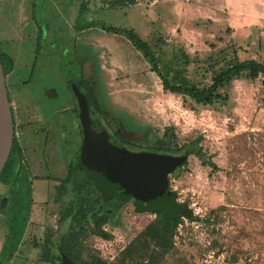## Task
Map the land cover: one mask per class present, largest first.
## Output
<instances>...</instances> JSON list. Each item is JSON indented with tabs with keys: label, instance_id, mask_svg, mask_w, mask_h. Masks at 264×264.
I'll list each match as a JSON object with an SVG mask.
<instances>
[{
	"label": "rangeland",
	"instance_id": "rangeland-1",
	"mask_svg": "<svg viewBox=\"0 0 264 264\" xmlns=\"http://www.w3.org/2000/svg\"><path fill=\"white\" fill-rule=\"evenodd\" d=\"M82 1L87 2L28 0L30 18L21 24L23 38L7 42L0 32V52L12 46L17 54L23 41L31 42L38 37L58 41V47L82 49L93 128L99 131L105 126L112 134L111 141L117 136L143 147L151 146L165 138L163 133L169 127L173 130L166 133L165 139H170L171 134L175 136L174 141L167 140L171 147L188 145L200 138L201 154L198 157L187 154L180 169L168 178V191L175 194L177 202L186 205L189 215L179 219L167 251L158 250L151 242L146 248L141 243L147 238L141 236L155 222L156 214L145 206L137 211L133 199L123 201L120 188L113 198L103 203L96 219L74 223L72 230H68L60 221V215L69 207L75 213L79 209L75 193L71 190L68 194L69 182L64 180L69 179L65 174L68 163L56 164L54 175L45 177V170H38L41 164L30 151L34 160L27 156V162L31 168L35 167L36 171L32 172L36 176H31L29 189L22 186L21 193L23 212L28 198L33 201L30 223L22 243L7 264H45L37 247L46 235L44 231H51L55 243L62 240L64 252L82 264L97 261L103 264H264L263 78L250 80L242 74L223 85L218 91L219 98L210 105H198L188 97L166 93L141 53L124 37L101 28H129L133 19L126 13L109 12L110 0H88L89 19L96 26L84 30L88 11L81 14ZM199 16L195 15L190 21L197 23ZM202 19L205 18H199V25L194 24L198 29L189 25L162 35L158 25L151 37V33L145 37L163 74H179L199 88L208 86L211 75L233 60L234 49L226 43L225 35H216L215 28L211 29ZM136 30L144 40L142 31L140 34V29ZM54 50L59 55L56 48ZM56 63L58 69L60 56ZM30 91L35 93L31 87ZM60 98L59 103L64 102V106H76L68 92L62 93ZM91 101L105 119L96 116ZM71 121L75 122L74 115ZM75 131L74 125L72 134L76 139L72 142L76 147L80 139L74 135ZM118 145L122 146L120 142ZM75 154L73 147L72 159ZM209 162L218 170L207 165ZM83 175L75 178L76 189H82L91 204L105 199L101 179L93 178L94 184ZM23 177L26 180V175ZM63 182L64 194L57 204L52 203L55 188ZM3 197L11 198L7 186L0 183V200ZM14 207L9 201L7 207L0 208V246L7 230L4 222L14 215Z\"/></svg>",
	"mask_w": 264,
	"mask_h": 264
},
{
	"label": "flooded vegetation",
	"instance_id": "flooded-vegetation-1",
	"mask_svg": "<svg viewBox=\"0 0 264 264\" xmlns=\"http://www.w3.org/2000/svg\"><path fill=\"white\" fill-rule=\"evenodd\" d=\"M58 41H52L38 39L33 41H23L21 46H18L17 54L12 51V46L8 47L6 50L1 51L3 55L4 62L9 65V70L4 74L5 85L7 90V97L10 104L13 125H14V139L20 150L21 154V165L24 167L26 173H21V175H26V182L32 185L31 176H36L32 172L34 169L30 167L27 162L26 153L31 151L33 156L39 161L41 167L38 170H45L43 176L50 177L54 175V170H57L53 166L56 164L68 163V168L65 172L69 176L67 180L68 184V194L71 192V185L75 184V178L79 174H84V178L93 179L94 176H98L101 179L105 176L103 173H93L89 166L80 160V149L82 145V126L80 122V110L77 98L74 94L72 83L77 88L79 93H81L88 103V76L85 69V60H82L84 52L82 49H77V47H72L67 49L65 47H58L56 45ZM59 52V55L57 52ZM60 56L61 63L58 64L56 60ZM59 63V62H58ZM66 68V69H65ZM30 87L34 89L35 93L31 94ZM68 92L70 96L75 99L76 106L65 105L64 102L59 103L61 100L62 93ZM71 104V102H70ZM68 106V107H67ZM89 107V106H88ZM74 115L75 122L71 121V117ZM75 125L76 131L74 133L79 136L80 142L75 147L72 141L75 140L72 131ZM91 125L92 117H91ZM101 128V130H106V128ZM94 129V128H93ZM95 130V129H94ZM96 131V130H95ZM96 131V132H99ZM107 131V130H106ZM109 136V141L116 147L125 148L132 152L133 151L127 143H132L130 140H120L115 136V140L111 141L110 133L107 131ZM122 146H119L118 143ZM76 148L75 158L72 159L71 150ZM32 166V165H31ZM60 169V166H57ZM36 171V170H34ZM97 178V177H96ZM108 179V177L106 178ZM74 180V181H72ZM93 182V180H91ZM65 182L62 184L58 183L55 188L57 194V188L62 186V194H64L65 189L63 187ZM94 183V182H93ZM107 183H110L109 179ZM95 184V183H94ZM8 192L9 185H7ZM82 188V187H80ZM82 190V189H78ZM122 190V189H121ZM123 191V190H122ZM82 193V192H81ZM61 194V196H62ZM84 197V195L82 193ZM106 195V194H105ZM60 196V197H61ZM6 198V197H3ZM2 199V198H1ZM59 199V198H58ZM57 195L52 199V203L57 204L59 200ZM132 199V198H130ZM8 200V201H7ZM1 201V200H0ZM9 201L15 206V213L19 214V217H8L4 224L7 227L6 235L0 246V264L9 263L14 257L17 249L22 243V239L25 235L28 224L30 223V210L32 207V199L30 202V208L28 216H24V212L21 210L23 208L24 201H17L13 203L11 198H6V206H1L2 210L8 206ZM128 201V200H127ZM133 201H135L133 199ZM76 202L77 196H76ZM95 204V210L100 213L102 209V203H105L104 199L98 201ZM26 203L24 207H26ZM79 209L80 210V203ZM1 205V204H0ZM135 206V205H134ZM19 208V209H18ZM66 212H71L70 216H64ZM78 212L69 209L64 210V213L60 215V221L67 225L68 230H72V225L74 223L86 222L88 220H94L90 215H80ZM94 212V211H93ZM23 214V217L21 216ZM25 220V221H24ZM16 221V222H15ZM24 222V224H23ZM21 228L22 233L19 242L14 250L12 258L8 261L2 256V251L5 248L7 241L9 239L10 233L13 230ZM48 230V229H47ZM51 231H44L45 236L42 237V241L37 243V247L41 250L42 256L47 252L50 256L48 260H43L45 264H61V252L64 253L67 258L73 264H82L77 261L75 257L64 252L62 249L61 241L58 243L54 242V235L50 233ZM40 244H42L40 246ZM90 264H103L100 261Z\"/></svg>",
	"mask_w": 264,
	"mask_h": 264
},
{
	"label": "trees",
	"instance_id": "trees-1",
	"mask_svg": "<svg viewBox=\"0 0 264 264\" xmlns=\"http://www.w3.org/2000/svg\"><path fill=\"white\" fill-rule=\"evenodd\" d=\"M86 1L87 2L82 1L80 5L81 14L85 13L89 9L88 0ZM137 1L138 0H110L108 3V7L109 9L124 8L136 4ZM95 26L96 23H90L88 24L87 28H92ZM101 28L105 32L113 33L115 35L124 37L126 40H128L131 43V45L137 51L141 53L143 58L149 64L151 72H153L159 77L161 82V87L164 92L188 97L198 105H210L213 102V100L219 98L218 91L223 87V85L229 83L233 79L239 78L242 74H245V76L250 80H254L258 76H261L264 80V64L257 63L254 60H247L241 62L238 60V58L236 57V53L233 50V60L229 64H227L223 69H221L217 74L211 75L210 84L208 86L199 88L198 86L193 85L186 77L181 76L179 74L172 76L169 75L168 73L163 74L160 70L159 63L154 51L144 40H142L139 37L137 33H135L133 29H121L116 27H102V26ZM0 61L3 68V73L5 74L9 70V65L8 64L6 65L3 59V55L1 53H0ZM89 97L90 96L88 95V99ZM89 103L91 108L94 109L96 116L105 119L102 111L97 106H95V104L92 101ZM170 130L172 131L173 128L169 127L168 129H165L163 133V137L165 136L166 138L167 137L166 133ZM165 138L157 140L151 146L146 145L143 147L133 142L127 143V145L130 148L138 149L139 152L140 151L153 152L159 154H169L173 156L193 154L197 157L201 154L202 150L200 147H198L200 144V138L191 141L190 143H188V145L178 146L176 144H173V147L170 146V141L167 140L171 139L172 141H174L175 136L171 134L170 139L168 138L166 140ZM207 165L211 166L214 171L218 170L216 165L212 164L211 162L207 163ZM23 169L24 167L21 165L20 150L15 142V139H13L10 155L8 157V160L6 162V165L2 173L0 174V183L6 186L9 185L10 196L13 203H16L17 201H23V198L21 197V193L23 189L22 186H26L28 189L30 188V183L28 181L26 182V180L23 177L24 175H21V173L23 174L26 173ZM179 169L180 167H177L172 172V175H174ZM92 176L94 178L96 177L94 175ZM103 186L106 188L105 191L106 195L104 201L113 198L116 190H119L121 188L118 185H111L110 183L103 184ZM71 190H73V192L77 196L78 202L80 203V210L78 213L80 215H83V213L87 215L89 213L92 219H96L98 217L99 212L95 210V204H98L99 202L96 200L92 204L89 203L90 201L87 199V197H84L81 191L76 189L75 185H71ZM61 194H62V186L57 188V194H56L57 199L61 196ZM120 196L123 201H127L128 199H130V197L125 195L123 191L121 192ZM28 200L30 201L31 199L28 198ZM30 204L31 203L27 201L24 211L25 217L28 216ZM134 205L137 211L139 212L142 211L143 206H145L149 212L156 214L155 222L151 224L145 231V234L141 236V238L142 237L147 238L144 241H142L141 244L143 246H146V248H148L149 242H151V244L155 248H158V250L167 251L170 248L171 237L173 236V233L178 225L179 219L182 216L189 215V210L187 209L186 205L177 202L176 198L172 203L167 204L166 206L158 209L148 207L139 201H134ZM71 214H72L71 212L69 213L66 212L64 216L67 217L70 216ZM12 216L19 217V214L14 213V215L12 214ZM21 233H22L21 228L11 231L7 244L2 251L3 252L2 256L6 260L9 261L12 258L14 250L19 242ZM62 244L63 243H61L60 246L62 247V249H64ZM126 256L129 257L128 255H125V257ZM49 258L50 256L47 252L42 256L43 260H48Z\"/></svg>",
	"mask_w": 264,
	"mask_h": 264
},
{
	"label": "crops",
	"instance_id": "crops-1",
	"mask_svg": "<svg viewBox=\"0 0 264 264\" xmlns=\"http://www.w3.org/2000/svg\"><path fill=\"white\" fill-rule=\"evenodd\" d=\"M27 5L28 0H0L2 39L13 42L23 38L24 26L21 24L30 18ZM109 12L128 14V18L133 19L134 28L130 24L125 29H133L136 33V29H140L142 38L150 33L151 37L158 25V30L163 35V32L183 30L189 25L195 28L194 24L200 23L199 18H205L202 20H206L211 29L215 28L216 35L219 33L220 36H226V43L234 48L239 61L254 60L264 64V0H138L132 6L110 9ZM90 15L88 11L86 26L95 23L89 19ZM195 15H200L195 21L197 23L190 21ZM89 29L92 28L84 30ZM144 40L148 44L147 39ZM144 61L146 62L145 59ZM29 153L28 151L26 155L33 162L34 157ZM106 178V175L101 178L103 184L107 183ZM102 190L106 191V188L103 186Z\"/></svg>",
	"mask_w": 264,
	"mask_h": 264
},
{
	"label": "water",
	"instance_id": "water-1",
	"mask_svg": "<svg viewBox=\"0 0 264 264\" xmlns=\"http://www.w3.org/2000/svg\"><path fill=\"white\" fill-rule=\"evenodd\" d=\"M80 110L82 145L80 160L97 174H105L111 185H118L123 193L135 201L151 208H161L175 200L168 191V178L187 159L186 155L173 156L153 152H132L114 146L106 130L96 132L91 125L89 107L84 96L72 83ZM14 139V125L7 97L4 73L0 61V174L11 152ZM6 198L0 201L1 206ZM61 264H73L61 252Z\"/></svg>",
	"mask_w": 264,
	"mask_h": 264
}]
</instances>
